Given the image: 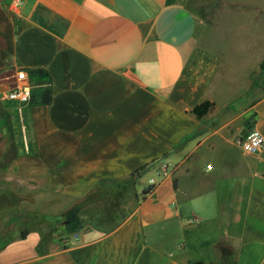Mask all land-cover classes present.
Returning <instances> with one entry per match:
<instances>
[{
	"label": "crops",
	"instance_id": "crops-1",
	"mask_svg": "<svg viewBox=\"0 0 264 264\" xmlns=\"http://www.w3.org/2000/svg\"><path fill=\"white\" fill-rule=\"evenodd\" d=\"M189 2L0 0V94L43 73L34 103L0 98V264H264V150L238 144L264 136V94L234 106L264 61V0H227L242 19L213 48ZM146 165L164 176L120 192L114 230L65 235L70 210Z\"/></svg>",
	"mask_w": 264,
	"mask_h": 264
},
{
	"label": "rangeland",
	"instance_id": "rangeland-1",
	"mask_svg": "<svg viewBox=\"0 0 264 264\" xmlns=\"http://www.w3.org/2000/svg\"><path fill=\"white\" fill-rule=\"evenodd\" d=\"M189 1L190 8L200 17L202 22L199 34L201 44L208 48H213L216 44L221 47L229 46L230 41L235 38L234 36H230V33L239 25L240 21L238 20L242 19V17L236 16L233 6L227 4V0ZM257 57V53H252L253 64H256ZM261 65L258 68H254L251 89L235 102L234 106L236 109L241 110L247 107L251 102H255L264 94V71L261 70ZM251 116L252 113H250L249 118ZM152 177L158 179V181L162 178L157 174L147 172L144 174L140 186H145ZM127 198L128 193L110 194V196L105 194L100 197L94 196L91 199V207L89 209L87 207L83 218L84 220L101 218V221L98 223L99 225L112 227L125 217L127 209L124 207V203Z\"/></svg>",
	"mask_w": 264,
	"mask_h": 264
},
{
	"label": "trees",
	"instance_id": "trees-1",
	"mask_svg": "<svg viewBox=\"0 0 264 264\" xmlns=\"http://www.w3.org/2000/svg\"><path fill=\"white\" fill-rule=\"evenodd\" d=\"M261 70L264 71V62L261 65ZM29 75V79L31 81V83L35 86L34 89L36 88V85L34 84V77L35 76H43V73L41 71L38 72H31L28 74ZM34 89H33V93H34ZM51 101V97L49 95V92H46L44 95V98L42 100V103L47 104ZM30 103H34V97H32V101ZM215 106V104L211 101H205L199 105H197L195 108H193V110L191 111L192 114H194L198 120L203 119L205 116H207L209 114V112L211 111V109H213ZM150 167V165H146L143 166L141 168H139L138 170H136L135 172L132 173V175L130 176V178L128 180H124L122 182H114V185L110 188H106V189H98L100 192L109 195L112 193H120L123 191H126L127 189H131L133 187L136 186L137 181L146 173L147 169ZM101 186V185H100ZM89 200V197L86 198V200ZM82 206H77L74 209L70 210L63 219L60 220L59 225L62 227L64 233L66 236L71 235L76 233L77 231L80 230V228L86 224V221L83 219L82 216ZM126 217V215H125ZM124 217V218H125ZM123 218V219H124ZM123 219H121L120 221H118V223L116 225H118L121 221H123ZM46 222V224H54V226H52L55 230L57 229L56 227V223H54L52 220H44ZM101 221V218L99 219H95L94 220V224L99 223ZM67 222V223H66ZM42 222H39L40 225H42ZM116 225L112 226V227H104V225H100L101 226V230L103 232H110L112 230L115 229ZM33 229H28L25 230L23 232V237H26L27 234L29 232H31ZM191 264H205L203 262H196V263H191Z\"/></svg>",
	"mask_w": 264,
	"mask_h": 264
},
{
	"label": "built area",
	"instance_id": "built-area-1",
	"mask_svg": "<svg viewBox=\"0 0 264 264\" xmlns=\"http://www.w3.org/2000/svg\"><path fill=\"white\" fill-rule=\"evenodd\" d=\"M13 79V85L0 94L1 100L3 102L29 104L32 101L35 86L31 83L28 73L22 69L18 70L14 74ZM238 144L248 154L260 153L264 150V136L257 128L251 127L247 135L238 140ZM165 171L166 168L163 166L158 170L157 175L163 177ZM150 183L156 185V179H152Z\"/></svg>",
	"mask_w": 264,
	"mask_h": 264
},
{
	"label": "water",
	"instance_id": "water-1",
	"mask_svg": "<svg viewBox=\"0 0 264 264\" xmlns=\"http://www.w3.org/2000/svg\"><path fill=\"white\" fill-rule=\"evenodd\" d=\"M67 223V222H66Z\"/></svg>",
	"mask_w": 264,
	"mask_h": 264
}]
</instances>
